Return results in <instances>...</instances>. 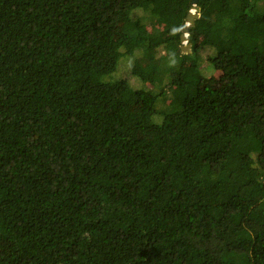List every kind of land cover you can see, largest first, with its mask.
<instances>
[{
	"label": "trees",
	"instance_id": "obj_1",
	"mask_svg": "<svg viewBox=\"0 0 264 264\" xmlns=\"http://www.w3.org/2000/svg\"><path fill=\"white\" fill-rule=\"evenodd\" d=\"M194 6L0 0V264H264V0Z\"/></svg>",
	"mask_w": 264,
	"mask_h": 264
},
{
	"label": "water",
	"instance_id": "obj_2",
	"mask_svg": "<svg viewBox=\"0 0 264 264\" xmlns=\"http://www.w3.org/2000/svg\"><path fill=\"white\" fill-rule=\"evenodd\" d=\"M193 2H194V5L197 6V4H198V0H193ZM199 11H200V9H199V8H196V9H195V12H196V13L191 12V13L188 15V17H187V22L189 23V25H187L186 28L183 29V35H182V37H181L182 42H185V41H186V36H185V34H189V31H190L189 27H190L191 25H194V21H195V19H197V18L199 17ZM189 47L191 48V46H189Z\"/></svg>",
	"mask_w": 264,
	"mask_h": 264
},
{
	"label": "rangeland",
	"instance_id": "obj_3",
	"mask_svg": "<svg viewBox=\"0 0 264 264\" xmlns=\"http://www.w3.org/2000/svg\"><path fill=\"white\" fill-rule=\"evenodd\" d=\"M192 11L195 13V8H193ZM148 24H149V23H148ZM149 29H150V27H149ZM188 38H189V37H188ZM188 38H186V41H185V42H182V43H183V46H185V49H184V50H186V51L189 52V51H190V47H189L190 45H189V43H187V39H188ZM186 43H187V44H186ZM163 55H164V53H162V54H160V55L158 54V58H159L160 56H163ZM205 56L207 57V54H205ZM119 72H120V68H118V70H117L114 74H112L110 77H108L107 80H109V79H114V76L118 75ZM213 73H214V72H213ZM157 80H158V81H162V80H163V77L160 76V77L157 78ZM162 83H163V82H162ZM162 83H161V84H162ZM137 109H138V107H137Z\"/></svg>",
	"mask_w": 264,
	"mask_h": 264
},
{
	"label": "clouds",
	"instance_id": "obj_4",
	"mask_svg": "<svg viewBox=\"0 0 264 264\" xmlns=\"http://www.w3.org/2000/svg\"><path fill=\"white\" fill-rule=\"evenodd\" d=\"M194 7H195V9L197 8L196 6H194ZM191 12H193V11L191 10ZM195 13H196V12H195ZM187 25H189V23H187ZM187 25H186V26H187ZM185 36H186V38H188V37H189V34H185ZM187 43H188V39H187ZM187 43H186V44H187ZM184 49H185V48H184Z\"/></svg>",
	"mask_w": 264,
	"mask_h": 264
},
{
	"label": "crops",
	"instance_id": "obj_5",
	"mask_svg": "<svg viewBox=\"0 0 264 264\" xmlns=\"http://www.w3.org/2000/svg\"><path fill=\"white\" fill-rule=\"evenodd\" d=\"M191 13V12H190Z\"/></svg>",
	"mask_w": 264,
	"mask_h": 264
}]
</instances>
